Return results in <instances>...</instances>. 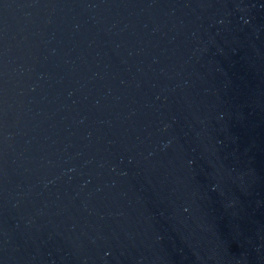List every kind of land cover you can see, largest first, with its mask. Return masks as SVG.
<instances>
[{
  "label": "water",
  "instance_id": "water-1",
  "mask_svg": "<svg viewBox=\"0 0 264 264\" xmlns=\"http://www.w3.org/2000/svg\"><path fill=\"white\" fill-rule=\"evenodd\" d=\"M0 264H264V0H0Z\"/></svg>",
  "mask_w": 264,
  "mask_h": 264
}]
</instances>
